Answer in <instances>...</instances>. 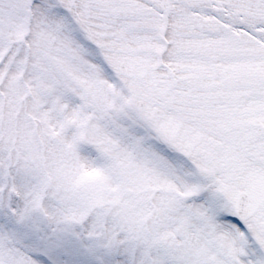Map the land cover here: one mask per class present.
Listing matches in <instances>:
<instances>
[{
    "label": "snow or ice",
    "instance_id": "1",
    "mask_svg": "<svg viewBox=\"0 0 264 264\" xmlns=\"http://www.w3.org/2000/svg\"><path fill=\"white\" fill-rule=\"evenodd\" d=\"M0 264H264V0H0Z\"/></svg>",
    "mask_w": 264,
    "mask_h": 264
}]
</instances>
